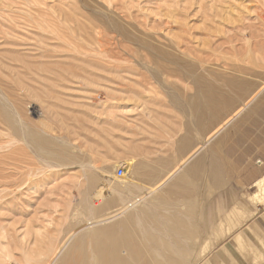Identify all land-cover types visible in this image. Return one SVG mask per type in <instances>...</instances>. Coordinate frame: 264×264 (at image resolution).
<instances>
[{"label": "rangeland", "instance_id": "1", "mask_svg": "<svg viewBox=\"0 0 264 264\" xmlns=\"http://www.w3.org/2000/svg\"><path fill=\"white\" fill-rule=\"evenodd\" d=\"M160 50L193 62L187 50L197 74L220 73L229 96L219 102L233 108L214 133L195 126V76ZM0 62V103L14 117L22 110L14 130L29 129L18 135L31 131L15 139L0 120V264H58L82 234L172 188L175 205L157 206L184 214V264H264V0H0ZM206 151L221 166L216 179ZM86 193L105 202L102 218L120 215L89 220Z\"/></svg>", "mask_w": 264, "mask_h": 264}, {"label": "bare ground", "instance_id": "2", "mask_svg": "<svg viewBox=\"0 0 264 264\" xmlns=\"http://www.w3.org/2000/svg\"><path fill=\"white\" fill-rule=\"evenodd\" d=\"M83 23H82V25H83ZM84 26H85V24L83 25V27ZM85 29H87L86 26H85ZM103 39H105V38H103ZM102 42H100V43H102ZM117 43H115V44H117ZM120 45L118 47H120ZM101 47H102V45H101ZM112 47H114V46H112ZM130 48H129V50L123 49L124 51L126 50V54L127 55H130V54L133 55L132 49H130ZM121 49L122 48H120V51L122 53V50ZM101 50H104V49H101ZM104 52H105V50H104ZM149 52H151V50ZM107 53H108V51H107ZM152 53L153 52H151V54ZM181 53H183V55H185V56L191 57L194 61L193 62L192 61H189L187 59H184L183 57H172L171 58V57L168 56L167 52L161 51V50L158 51L157 55H158V58L159 59H163L167 63L173 64L175 70L176 71H180L181 74H183L185 76H187L188 74L195 76V78H196L195 81H197V83H198V89L196 87L197 91H196V94L193 96V98L195 97L194 98V104H193V113H194V116H195L194 117L195 118L194 121H196L195 126L198 127V125H197L199 123L198 119L199 120H202V126H203L204 133L205 134L206 133H209L210 134L211 132L214 133V131L216 130L218 121L220 119L221 120L224 119L225 114H226L227 110L229 109V107H227V106H230V108H233V106H231L230 104L229 105L228 104H223L222 105L219 102V100L221 98L227 99V96H229V94L226 91H223L222 92V91H219L218 90V86L220 84H218V81L217 80H218V78L220 76V73H218V72H216L214 70L213 71L212 70L211 71H208V70H206V68H203L205 71H208V74L206 75L205 72L203 73V75L197 74L196 72H197L199 66L196 63V57L193 56L194 54L191 55V53H188L187 50H184L183 52L181 51ZM102 55L104 56V54H102ZM16 56H17V54H16ZM21 56H22V54H21ZM180 56H182V55H180ZM44 59H46V58H44ZM116 59H118V58H116ZM7 60H8V58H7ZM17 60H19V59H16V62H17ZM118 60L120 62V59H118ZM11 62H12V60H11ZM16 62H15V64H16ZM29 62H31V61H29ZM39 63H41V62H38V64ZM3 64H4V62H3ZM6 64H8V63H6ZM25 64H27V62ZM25 64H23V66L26 67ZM11 65H13V64H11ZM27 65L29 66V64H27ZM42 65H40V66H42ZM114 65H116V64H114ZM20 66H22V63L20 64ZM20 66L19 67L18 66H15V67L16 68L18 67L19 69H21ZM12 67L13 66H11L9 70H11L13 73H15V71L18 68L14 71L15 68L13 67V69H11ZM120 67H122V66H120ZM33 68H35V67H33ZM31 69H32V67H31ZM26 70L27 71H30V69L28 70V68L25 69L24 73L22 72L23 74L21 72H19L20 70H17V71H18V73H21L22 75L25 76V72L27 73ZM39 70H41V69H39ZM32 71H35V69L34 70H31L30 73ZM18 77H21V76H18ZM26 78H27V76H26ZM18 79H20V78H18ZM237 80L235 81L234 79H231L230 78V79H227L225 83H226V85H230V86L235 84L236 87H239V88L240 87L241 88L244 87L246 89H248L247 86L249 84H251V83H249V81H241L240 80L241 82H239ZM22 81H24V80H22ZM7 84H9V83H7ZM23 85H24V83H23ZM236 94H239V95L242 96V94L240 93V90L237 91L235 93V95ZM246 95L244 97H246ZM242 98H243V96H242ZM12 101H14V100H12ZM12 101H11V104L13 103V106H14L15 105L14 104L15 102H12ZM17 110H18L19 116H21V118L24 117V114L22 113L23 114V116H22V114L20 113V111H22V110H19L18 108H17ZM17 115H15V117ZM15 117L12 115V113L8 109H6L5 107H3L1 105V103H0V120H1V122L4 121V125H6L5 127H7L8 125H10L8 127H12L13 128L12 130H14L15 129L14 123L16 121V118ZM21 118H20V120H21ZM26 123H28V122H26ZM19 124H20V122L17 123V125H19ZM25 124L23 123L22 125H25ZM21 126H19V128H18L19 130L18 131L22 130V129H20ZM25 126L28 128V124H26ZM23 128H25V127H23ZM8 129H10V128H8ZM31 129L32 128L30 127V130ZM10 131H11V129H10ZM18 131L14 130V132L17 135H18V133H17ZM23 131L26 132L27 129H25ZM15 133H14V135H15ZM23 133L21 132L20 133L21 135L20 134L18 136L16 135V137L14 135H12L13 138H11V140H13L14 137L16 139L17 137H20V136H22V138H24V136L22 135ZM27 133H29V132H26L24 134L27 135ZM29 134L31 136V131H30ZM33 134L36 135V133H34V132H33ZM27 138L29 139V136L28 135L26 136L25 139H22V140L30 141L31 138L29 140ZM34 138H32V140ZM17 139H19V138H17ZM19 140H21V138ZM35 140H33V142ZM35 143L38 144V145H40L37 142H35ZM189 146H190V143H188V139H183V142H182V145H181L182 152L183 153H186V151H189L188 150V147ZM53 152H55V151H53ZM53 152H52L51 155H52V160L54 162V159L55 158L57 159L58 153H54V155H53ZM211 153L212 152H207V154H205V159H206L205 166L208 163V167L211 168V176L216 179L217 176L219 175L220 171H221V166L219 165L218 159L216 158V156L213 157L212 156L213 153L212 154ZM3 154H0V155H3ZM15 154H16V152H15ZM58 157H60V159L58 158V160H61V163H64L67 160V159H64L63 156H61L60 154H59ZM18 159H19V157H18ZM49 160H51V159H49ZM199 160H201V159L198 156V158L194 162V165H192V168L193 169L190 170L191 173H193V174L196 173L197 175H198V173H200V171H201L202 168H201V161H200V164H199ZM211 160H212V162H211ZM56 162H57V160H56ZM118 163H119V161H118ZM123 163H125V161ZM58 164H60V163H58ZM17 165H16V167H17ZM19 166L20 165H18V167ZM123 166H125V165H123ZM128 166H129V164L126 165V168H129L130 167V166L129 167ZM11 168H14V166H12ZM19 168H22V167H19ZM15 170H16V168H15ZM10 171H11V169H10ZM204 172H206V170H204ZM7 173H8V171H7ZM8 174H10V173H8ZM20 174H23V171ZM202 174H203V170H202ZM4 176H6V175H4ZM4 176L3 175L1 176L3 180L5 179V178H3ZM11 176L8 175L7 177L9 178ZM13 176H14V174H13ZM93 179H95V178H93ZM93 179H91V180H93ZM263 180L264 179L262 178L257 183L258 184H261L263 182ZM90 183H89V185H90ZM96 183H98V181ZM93 185H94V183H93ZM89 189H91V188H89ZM98 189H100V187ZM96 190H97V188H96ZM178 191H179L178 188H172L170 190V193L166 196L165 200L159 201L160 208L161 207H164V206H166V207H168V206H174L175 205L174 203L176 202L175 197H176V194L178 193ZM182 191H184V190H182ZM84 196H85L84 199L82 198L83 201L81 200V202H79V204H82V207H80L81 209L83 208V209L87 210V213H89V215H90L89 220H94V219L102 218V216H101L100 213L103 212V209H102L103 208V205L102 204H104L105 202L104 203L101 202L100 204H98V203L95 202L96 204L94 205V204L91 203L90 197L87 195V193L84 194ZM105 199L106 198H104V200ZM109 200H111V199H109ZM93 202H94V200H93ZM159 204H157V205H159ZM157 205L155 206V204L153 205L151 203V204L143 205V206H134V207L131 206L132 207L131 212H129L128 214H125L126 211L122 212L121 214L124 213L125 215H123L121 218H117L111 224H109L107 226H104V227L92 228L89 232H85L84 234L81 235L82 241L79 240V241L75 242L73 244V246H71L70 248L68 247L69 249H67L66 252L63 254V256L61 257V260H60V262L58 264H184L183 257L185 255V253L188 251L189 246H190L189 243L187 242L188 236L186 235L184 229L181 228V227H179V224L181 225V224H183V223L186 222V220L183 217L184 214H178L177 212L176 213H172L171 211H169V209H166L165 212H167V213H164L163 210L161 211ZM162 205H164V206H162ZM97 214H99L100 216L99 215L96 216ZM118 215H120V212H118V213L115 212V214L108 215L110 217L107 218L105 216L106 218H102V220H100V219L99 220H96V222H101V221H104V220H107V219L110 220L112 218L117 217ZM184 220H185V222H184ZM84 239H87L89 242L86 240L87 243H85L84 242L85 241ZM165 240L166 241H169V242H172L171 245L168 242L165 243L164 242ZM166 246H168L167 247L168 248L167 251H170V253L164 252L162 250V247L164 248Z\"/></svg>", "mask_w": 264, "mask_h": 264}, {"label": "built area", "instance_id": "3", "mask_svg": "<svg viewBox=\"0 0 264 264\" xmlns=\"http://www.w3.org/2000/svg\"><path fill=\"white\" fill-rule=\"evenodd\" d=\"M118 172H119V176H123L124 175V168L123 167H119L118 168Z\"/></svg>", "mask_w": 264, "mask_h": 264}]
</instances>
